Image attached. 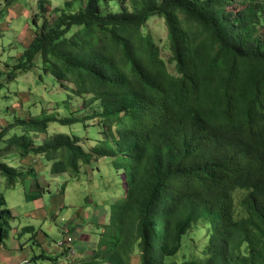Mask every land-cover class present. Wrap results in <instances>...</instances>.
Listing matches in <instances>:
<instances>
[{"label": "trees", "instance_id": "obj_1", "mask_svg": "<svg viewBox=\"0 0 264 264\" xmlns=\"http://www.w3.org/2000/svg\"><path fill=\"white\" fill-rule=\"evenodd\" d=\"M73 2L49 20L50 0H40L44 21L8 76L40 63V81L54 77L67 107L77 98L80 108L2 130L0 141L23 129L0 149L6 188L36 174L3 162L9 153L44 156L52 174L76 179L105 158L124 194L87 263L132 264L137 255L139 264H264V0H85L71 11ZM156 15L168 58L145 30ZM95 119L102 141L86 150L75 133L30 138L51 123ZM15 218L0 193V244ZM19 231L38 236L34 226Z\"/></svg>", "mask_w": 264, "mask_h": 264}, {"label": "rangeland", "instance_id": "obj_2", "mask_svg": "<svg viewBox=\"0 0 264 264\" xmlns=\"http://www.w3.org/2000/svg\"><path fill=\"white\" fill-rule=\"evenodd\" d=\"M66 1L50 0V3L47 4V8H49L45 14L46 18L50 20L53 7L64 6ZM84 2L85 0H74L70 10H78L84 5ZM39 6L40 0H0V25H4L0 36V133L16 119L38 118L44 111L62 117L70 116L80 108L77 98L72 102L73 107H67V93L59 86L54 77L44 75V81H40L39 75L42 74L40 63H35L30 70L18 74L15 78L8 76V73L13 72L14 66L19 63L17 59L24 49L20 41L21 36L19 37L20 32L23 33L24 29L35 32L44 21ZM11 7L13 11H11V19H9ZM34 18H37V26L34 23ZM145 30L153 35L161 46L162 55L168 58L170 51L167 46L168 32L164 19L157 15L151 17ZM29 35L27 38L30 41L34 37V33ZM7 65L10 67L8 72H6L9 68L6 67ZM169 69L171 72H175L174 65L171 63ZM85 115L82 112L78 116L81 118ZM88 124L89 127L84 126L83 123L71 127L51 123L48 134H32L30 138H33L37 145L44 143L55 133H75L82 137L80 138L81 145L86 150L89 146H95L102 141V135L99 136L102 130L98 128V120H91ZM22 134L21 127L10 129L0 141V149L6 146L7 141L18 139ZM18 156V153L13 152L5 157L2 156L1 160L9 164L10 167L16 168L17 159H21ZM32 159L36 174L19 182L17 187L7 189L5 179L0 175V193L6 197L7 206L11 210L13 209L17 215L11 224L12 230L3 243L10 245V240H14L12 233L16 228L34 226L38 232V240L45 239L44 245L48 252L51 251L52 254H55L58 250L64 252L66 249L69 250L67 252L70 258L84 259L80 263L87 264L85 262L92 260L93 255L87 256L86 252L93 250V241L94 244L96 240L99 243L101 226L110 219L112 204L123 197L122 180L112 167V162L105 158L93 161L91 166H83L81 175L77 179L71 178L68 174H52L51 164L44 156H34ZM22 166L24 170L30 167L28 164ZM35 177H38L40 182L31 179ZM64 184L66 187L63 194L59 193ZM43 187L45 192L41 193V200L34 199V194L43 191L41 189ZM77 229L81 231L83 239L75 241L74 231ZM43 233L47 236L44 237ZM16 238L19 239L18 236ZM67 238L73 239L72 245L66 243ZM90 238L91 240H89ZM64 241V245H58ZM65 245L67 246L65 247ZM71 248L74 250V254ZM35 252L36 254L41 253L38 249ZM70 258L64 259L63 262L68 264ZM38 263L50 264L51 262L38 260ZM94 264L104 263L96 262ZM132 264H139L137 255L132 258Z\"/></svg>", "mask_w": 264, "mask_h": 264}, {"label": "crops", "instance_id": "obj_3", "mask_svg": "<svg viewBox=\"0 0 264 264\" xmlns=\"http://www.w3.org/2000/svg\"><path fill=\"white\" fill-rule=\"evenodd\" d=\"M11 11H13L12 7L10 8V12H9L10 15L8 17L9 19H11V17H10ZM3 27H4L3 24L0 25V36L2 35L1 31H2ZM28 33L32 34V33H34V31H30L29 29H24L23 33L20 32V34H19V37L21 36L20 41L22 43V46L24 47L23 52L29 46V44L31 43V41L34 38V37H32V39L29 41V38H27V37H29L30 35ZM23 52L21 54H19L20 57L23 54ZM19 58L17 60H19ZM6 67H9V65H7ZM9 70H10V67L8 68V70L6 72H8ZM32 157H34V156H28L24 159H19V160L17 159V163H16L17 167L23 168L22 165L28 164L30 166L29 168H31V167L34 168L35 166L31 162L33 160ZM34 170H35V168H34ZM35 173H36V170H35ZM32 176H33V174L31 175V177ZM31 179H34V178H31ZM36 180H38V179H36ZM41 189L44 190V187ZM37 193H39V192H37ZM37 200H41V199H37ZM12 211L14 213L13 209H12ZM20 229L21 228H16L13 231L12 234H13L14 240H10V245H7V243L0 244V264H24L25 261H28L29 264H39L38 260H47V261L51 262L50 264H65L63 262V260L66 258H70L68 256V252L66 249L64 250V252L58 250V252H56L55 254H52L51 251L48 252V250L46 249V247L44 245V241H45L44 238L39 239V240H38V238H36V240H31L30 234L29 235L27 234V235L18 236L19 239H17L16 236H17V234H19ZM100 231H101V229H100ZM74 232H75V237H76L75 241L83 239V236H81V231L79 229L75 230ZM43 236L45 237L47 235L45 233H43ZM89 240H91V238ZM97 244H98L97 240H96L95 244L93 241V247H92L93 250H88L86 252L87 256H90L93 254V252L97 249ZM36 249L40 250L41 253L36 254V252H35ZM87 259H89V258L87 257ZM83 260H81V258L79 260L77 258H70V261H68V264H82L80 262ZM85 263H87V262H85ZM87 264H89V263H87Z\"/></svg>", "mask_w": 264, "mask_h": 264}, {"label": "built area", "instance_id": "obj_4", "mask_svg": "<svg viewBox=\"0 0 264 264\" xmlns=\"http://www.w3.org/2000/svg\"><path fill=\"white\" fill-rule=\"evenodd\" d=\"M65 241H66L67 244H71V245L74 242L72 238H67ZM65 241L62 242L61 244H58V245H60V246L64 245L65 244ZM66 246L67 245H65V247ZM67 249H70V248H67ZM71 250H72V253L74 254V250L72 248H71ZM24 264H29V263H28V261H25Z\"/></svg>", "mask_w": 264, "mask_h": 264}]
</instances>
